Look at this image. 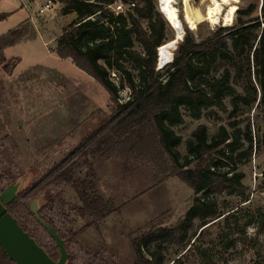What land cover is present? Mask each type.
<instances>
[{
  "label": "trees",
  "instance_id": "1",
  "mask_svg": "<svg viewBox=\"0 0 264 264\" xmlns=\"http://www.w3.org/2000/svg\"><path fill=\"white\" fill-rule=\"evenodd\" d=\"M55 1L61 4L62 15L75 14L56 38V55L70 59L99 82L114 104L109 124L81 143V154L85 158L89 153L118 155L124 160L131 157L148 161L157 169L159 164H166L167 158L169 167L164 165L166 169L160 167L158 171L180 179L193 194L191 206L173 226H151L132 239V264H164L169 249L174 255L170 264H183L192 250L204 264H219L210 249L201 244L208 228L222 218L230 219V228L220 235L225 250L239 241L255 245L258 236L264 234V212L254 216L255 234L247 239L244 226L252 219L240 225L235 215L238 208L224 215L214 196L223 192L243 195L244 174L235 171L234 164L241 159L247 163L252 155L264 152V0L259 7V0H247L245 7L237 9L231 25H223L200 40L180 21L182 38L175 42L170 62L161 69L157 65L158 50L174 40L175 32L157 10L155 0ZM116 3H122L124 12L112 9ZM129 3L134 6L128 7ZM6 16L0 13V20ZM142 21H146V28ZM28 25L0 35L1 64H5L4 50L21 40ZM135 44L141 51L134 49ZM127 64L136 70L138 83ZM112 69L119 73L118 86L109 78ZM119 88L129 91L124 103H119ZM183 112L194 120L204 116L213 124L221 121L220 112L227 115L228 124H219L212 135L205 124H199L185 141V154L181 155L177 149L181 137L173 127L184 123ZM227 165L230 168L222 169ZM3 175L0 191L14 179ZM67 187L81 203L76 207L78 216L88 219L78 229L70 227L69 213L60 205L63 202L57 204ZM35 195H42L40 218L64 240L69 254L66 264H79L71 246L76 245V237L84 229L115 210L112 199L102 198L93 181L73 176L65 164L48 170L32 187L17 194L6 208L53 260L58 258V249L27 207ZM231 234L236 237H229ZM97 256L90 255L82 264L98 262ZM0 264H14L1 247ZM250 264H264V258Z\"/></svg>",
  "mask_w": 264,
  "mask_h": 264
},
{
  "label": "rangeland",
  "instance_id": "2",
  "mask_svg": "<svg viewBox=\"0 0 264 264\" xmlns=\"http://www.w3.org/2000/svg\"><path fill=\"white\" fill-rule=\"evenodd\" d=\"M45 2L0 0V13L7 15L0 20V35L19 25L29 24L21 40L4 50L5 64L0 63V176L4 174L14 178L12 181L21 180L17 194L32 187L48 170L63 164L72 170L73 176L93 181L96 193L104 199H112L115 210L84 229L76 237V245L71 246V251L79 264L93 254L98 255L96 259L99 261L91 264H132V239L151 226H173L191 206L193 194L180 179L158 171L160 167H169L167 158L165 166L159 164L157 169L148 161L132 160L131 157L124 160L118 155L103 157L89 153L85 158L81 154V143L99 127L107 125L113 115L114 104L99 82L77 68L70 59L56 55V38L75 19V14L62 15L61 4L55 0H51L49 11L39 13L38 7ZM155 2L159 11L158 0ZM189 3L203 13L209 0H190ZM247 3V0H237L233 8L237 11ZM176 7L179 22L188 27L183 21L182 0H177ZM229 12H223L216 24H198L192 30L196 39L211 35L223 25H231L234 18L229 22ZM142 25L146 28V21H142ZM174 48L175 43L172 42L168 49L170 60ZM134 49L141 51L138 44ZM126 66L138 83L136 70L129 64ZM236 90L241 93L239 88ZM129 97L128 89L119 88V103H124ZM225 103L230 109L228 99ZM183 114L184 123L173 127L181 137L177 147L181 155L185 154V141L199 124L207 126L209 135L217 131L219 124H228L227 115L220 112L219 124H213L204 116L194 120L185 112ZM238 161L234 165L235 171L244 174L241 180L245 186L243 195L223 192L214 197L218 210L225 212L224 215L238 208L235 215L240 225L252 219L244 226L245 236L250 239L255 234L254 216L264 212V152L252 155L247 163L243 159ZM228 167L222 169L227 170ZM3 182L7 183V180ZM41 197L33 196L27 207L31 201L38 200L40 210ZM57 204L63 205V210L69 213L71 228L78 229L87 223L88 219H81L76 212L81 203L71 188L61 191ZM223 219L208 228L201 244L210 249L219 264H250L255 259L264 258V234L258 236L255 245L239 241L225 250L220 244V235L230 228V219ZM168 251L164 264H170L169 260L174 256L171 249ZM183 264L204 263L192 250Z\"/></svg>",
  "mask_w": 264,
  "mask_h": 264
},
{
  "label": "water",
  "instance_id": "3",
  "mask_svg": "<svg viewBox=\"0 0 264 264\" xmlns=\"http://www.w3.org/2000/svg\"><path fill=\"white\" fill-rule=\"evenodd\" d=\"M180 35V37H177L175 31L174 39L177 40L179 38L178 40H181L182 31H180ZM20 186L21 180H14L0 191V247L7 258L14 264H66L68 252L65 248L64 240L54 231L49 223L40 218L38 214V200L31 201L28 204V208L54 241L59 253L57 260L49 257L46 251L36 243L34 238L22 229L17 219L6 208L15 199Z\"/></svg>",
  "mask_w": 264,
  "mask_h": 264
},
{
  "label": "bare ground",
  "instance_id": "4",
  "mask_svg": "<svg viewBox=\"0 0 264 264\" xmlns=\"http://www.w3.org/2000/svg\"><path fill=\"white\" fill-rule=\"evenodd\" d=\"M176 2L177 0H158V9L165 18L166 22L174 29V32L176 31L177 37H180L179 14L176 7ZM189 2L190 0H182L183 21L188 26V28L192 29L193 31L201 22H209L211 24L218 23L223 12L227 10H230L228 13L229 22L233 20L236 13V9H234L233 6L236 4L237 0H209V3L206 5L205 11L203 13H201L197 8L191 6ZM177 40L169 41L163 44L160 48V51L158 50V69H161L163 66L169 63L170 59L168 49L172 46V42L174 44L177 42Z\"/></svg>",
  "mask_w": 264,
  "mask_h": 264
},
{
  "label": "built area",
  "instance_id": "5",
  "mask_svg": "<svg viewBox=\"0 0 264 264\" xmlns=\"http://www.w3.org/2000/svg\"><path fill=\"white\" fill-rule=\"evenodd\" d=\"M134 4L133 3H129L128 7H133ZM51 9V0H46L45 3L41 4L38 7V12L39 13H44L46 11H49ZM112 9L118 13V12H124V6L122 5V3H116L114 6H112ZM109 78L114 81V82H118L119 81V73L118 71L112 69L109 71Z\"/></svg>",
  "mask_w": 264,
  "mask_h": 264
}]
</instances>
